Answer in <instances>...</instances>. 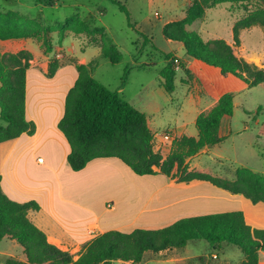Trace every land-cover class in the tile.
Wrapping results in <instances>:
<instances>
[{
    "label": "trees",
    "instance_id": "1",
    "mask_svg": "<svg viewBox=\"0 0 264 264\" xmlns=\"http://www.w3.org/2000/svg\"><path fill=\"white\" fill-rule=\"evenodd\" d=\"M223 3L244 11L232 26L234 46L239 44L242 30L259 27L264 33V0H194L184 18L163 26L162 36L180 43L187 58L216 69L220 77L232 76L249 89L264 85V70L239 57L233 45L221 38L204 40L198 32L187 29L201 19L206 10ZM119 10L129 19L125 7L119 5ZM127 23L134 28L129 21ZM50 34H57L59 44L67 34L84 35L90 39L86 47H97L100 51L99 56L88 64L71 62L77 78L66 93L63 115L57 127L69 144L67 164L72 171L83 170L94 159L116 158L137 176L160 174L175 179L177 183L208 182L242 197L252 207H264V175L238 167L234 179L228 180L190 171L186 163L203 148L224 140L219 129L223 118L233 114L232 93L222 94L209 111L200 113L195 119L197 137L175 139L169 155L163 159L153 149L154 135L145 114L117 91L109 90L92 77L100 59H106L112 65L121 60L117 48L106 40L104 28L92 27L78 14L65 19L61 25L44 27L16 12H0L1 41L37 40L44 52L49 53L52 51L48 40ZM165 57L167 63L158 79L164 91L171 94L175 90V60L169 54ZM31 59V53L26 50L0 52V143L22 134L31 136L35 131L34 124L25 117L26 71ZM63 65L55 58L50 60L46 77H53ZM126 76L127 70L122 86ZM257 111L262 109L258 107ZM257 136H264V122L257 128ZM248 208L259 216L257 210ZM30 210H39V205L34 201L18 203L10 200L0 185V242L5 239L14 241L25 256V261L7 258L5 264H112L115 261L140 264L148 253L181 250L194 240L205 241L212 252H219L224 245L236 247L243 257L239 264H258L259 254H264V228L248 224L244 213L238 210L180 218L159 229L99 233L82 246L81 254L74 259L69 252L47 242L45 234L28 219Z\"/></svg>",
    "mask_w": 264,
    "mask_h": 264
},
{
    "label": "crops",
    "instance_id": "2",
    "mask_svg": "<svg viewBox=\"0 0 264 264\" xmlns=\"http://www.w3.org/2000/svg\"><path fill=\"white\" fill-rule=\"evenodd\" d=\"M7 41L9 45L4 53L26 50L33 57L26 71L25 117L34 124L35 131L31 136L22 134L16 139L0 143V185L10 200L18 203L34 201L39 205V210L28 211L27 217L45 234L48 243L62 251L75 252L77 259L82 252V246L99 233L110 230L128 233L138 228L159 229L180 218L238 210L244 213L248 224L264 228L262 205L258 208L252 207L242 197L218 189L208 182L177 183L175 179H167L160 174L137 176L116 158L94 159L83 170L72 171L67 164L70 147L57 125L63 115L66 93L75 82L77 71L73 64L68 63L59 67L53 77L47 78L45 74L49 61L38 65L39 46L33 40ZM180 49L182 57L187 59L182 45ZM82 52L80 59H74L77 64H87L85 53ZM238 56L264 70L261 58L257 63L256 58L250 61L242 55ZM184 61L192 63L195 60L180 61L182 68ZM134 64L138 68L141 66ZM202 65L206 69L216 71L212 67ZM220 81L228 84L230 89L223 86ZM215 84L217 87L214 88L212 95L215 99L205 107L206 109H204L206 102L200 98H197L196 102L193 99L195 105L199 107L191 121L194 128L186 123L167 127L164 133L169 134V141L163 140L161 134L153 129L154 116L148 115L144 110L140 111L145 114L147 125L154 135L153 149L159 152L163 159L169 155L175 139L182 136L197 137L196 117L209 111L222 94L229 92L235 95L236 92L248 88L232 76L221 77ZM121 87L116 91L127 100L123 95L124 88ZM160 89L168 96L172 94L166 93L161 86ZM128 103L132 105L131 101ZM228 120L229 117H224L219 129V135L223 138H227L231 133ZM253 121L257 140L264 142V136H257L259 120ZM223 145L224 140L215 146L205 147L194 157L188 158L186 160L188 170L233 180L236 169H230L223 163L225 159L221 150ZM250 170L264 175V171ZM139 180H149L159 185L160 191L153 199L148 198L140 202L139 188L134 185V182L138 184ZM247 207L257 210L259 218L252 216L248 219L245 212ZM155 257L164 259L165 263L186 264L187 260L202 256ZM206 257L217 260L213 264H231L232 261L229 258L222 261L221 256L215 255ZM241 261H237V264ZM258 264H264L263 253L258 256Z\"/></svg>",
    "mask_w": 264,
    "mask_h": 264
},
{
    "label": "rangeland",
    "instance_id": "3",
    "mask_svg": "<svg viewBox=\"0 0 264 264\" xmlns=\"http://www.w3.org/2000/svg\"><path fill=\"white\" fill-rule=\"evenodd\" d=\"M193 1L0 0V12H16L44 27L61 25L65 19L78 14L92 27L104 28L106 40L117 48L121 60L118 64L112 65L108 60L100 59L92 72V77L109 90L116 91L122 88V78L127 70L123 85L124 97L131 101L137 110H144L148 115H153L155 119L153 129L163 134L167 127L182 123L194 128L191 121L199 110L194 101L200 98L206 102L204 105L206 109L205 107L215 99L212 95L214 88L217 87L216 81L221 80L217 70L206 69L196 61L192 63L184 61L182 68L180 61L189 58L182 57L180 43L169 41L162 36L163 26L184 18ZM116 3L126 8L129 19L119 10ZM242 15L243 9L231 8L230 4L223 3L206 10L204 16L187 29L198 32L204 40L224 39L233 45L237 55H242L250 61L256 58L257 63L261 58L264 67V33L261 28L242 30L239 34V44L234 46L232 26ZM128 21L134 28L127 25ZM48 40L52 44V51L49 53L44 52L41 42L33 40L39 46L38 65H43L54 58L60 63L68 64L80 59L83 50L88 64L100 54L97 47H86L90 39L84 35L67 34L61 44L58 43L57 34H50ZM8 43L7 40H0L1 53H4ZM166 54L175 60L176 70L175 90L170 97L160 89L158 83L159 72L167 63ZM31 61L33 57L29 63ZM134 63L141 66L138 68ZM220 82L219 87L222 84L229 88L228 84ZM234 96V104L237 106H234L233 114L228 120L231 133L224 138V145L221 148L225 158L223 163L230 169L243 166L264 171V142L257 140L253 121V118L259 120L257 128L264 122V85L236 92ZM258 107L262 111L258 112ZM147 182L151 181L139 180L138 184L134 182L135 187L139 188L140 202L148 198L153 199L160 191L159 185ZM245 210L248 219L252 216L259 218L258 214L253 213L248 207ZM70 254L76 259L75 252ZM212 255L221 256L222 261L229 258L232 260L231 264H237V261L243 258L241 252L234 246L224 245L219 252H212L205 241L194 240L179 251H168L162 255L148 253L140 264H173L165 263L164 259H157L155 256H202L187 260L186 264H205L206 261L207 264L208 262L213 264L217 260L206 257ZM7 258L25 261L22 248L14 241L5 239L0 242V264H5ZM113 264L126 263L118 261Z\"/></svg>",
    "mask_w": 264,
    "mask_h": 264
},
{
    "label": "built area",
    "instance_id": "4",
    "mask_svg": "<svg viewBox=\"0 0 264 264\" xmlns=\"http://www.w3.org/2000/svg\"><path fill=\"white\" fill-rule=\"evenodd\" d=\"M160 137H161L163 140H166V141H169V140H170V136H169V134H166V133L161 134ZM214 258H215V257H214Z\"/></svg>",
    "mask_w": 264,
    "mask_h": 264
}]
</instances>
